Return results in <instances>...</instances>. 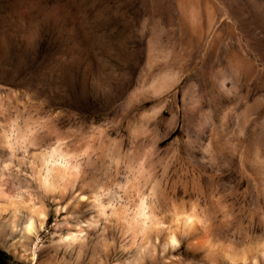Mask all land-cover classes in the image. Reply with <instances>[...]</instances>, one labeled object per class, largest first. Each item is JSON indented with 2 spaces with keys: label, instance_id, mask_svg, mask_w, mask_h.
<instances>
[{
  "label": "rangeland",
  "instance_id": "1",
  "mask_svg": "<svg viewBox=\"0 0 264 264\" xmlns=\"http://www.w3.org/2000/svg\"><path fill=\"white\" fill-rule=\"evenodd\" d=\"M54 148L75 177L45 191ZM0 188L4 264H135L140 196L141 264H264V0H0Z\"/></svg>",
  "mask_w": 264,
  "mask_h": 264
},
{
  "label": "bare ground",
  "instance_id": "2",
  "mask_svg": "<svg viewBox=\"0 0 264 264\" xmlns=\"http://www.w3.org/2000/svg\"><path fill=\"white\" fill-rule=\"evenodd\" d=\"M176 81H177V79L173 76L172 79H170L167 82H164V84L154 85V86H152V89H151L152 93H154V94L160 93L166 87L173 85ZM7 142H8V140H7ZM38 156H39L40 168L36 169V172H37V177L40 181L41 186L45 189V191H53L55 188H57L59 186V183H61V185H62L61 190H64L65 186L69 182L71 183V181L74 179L75 173H73L70 170V167L67 166L66 164L57 163L61 159H63V154L60 152V150L58 151V148H56V149L54 148V149H52L48 152H45L44 154L38 155ZM141 167H142V165H141ZM136 172H138V173L141 172L140 164H138V166L136 168ZM41 173H43V174L41 175ZM136 176L137 175H135V177ZM135 177H133V178H135ZM137 193H138V191H137ZM22 200H24V199H22V197H18L17 199H13L12 194L10 192H6L0 188V209L5 208V207L7 208V206L16 207L18 204H20L22 202ZM145 201L146 200H144V198L140 196L136 202L132 203L130 208H127L128 206L127 207L121 206V207L116 208V210L114 209L115 210L114 215H115L116 224L122 228V231L123 232H129L133 241L135 238L140 236V239L138 242V248H139L138 249V255H137V257H135L136 258L135 264H141L142 261L144 260L145 251H147L146 249H148L150 246L149 240H150V237L152 236L151 232L154 229L160 230L163 228L162 226H160V224H163L161 222L162 220H160L158 215L154 212V205L148 204ZM33 204H31V205L33 206ZM32 212L36 213L41 218L43 217V212L38 207H33ZM183 221H184L185 227L191 231L197 230L199 228H201V229L203 228L201 226L198 227L196 225V219L193 215L185 216ZM31 228H32V221L30 220L29 223L27 224L26 229H27V231H30ZM202 230L204 233V241H205L207 247L211 250V248L214 244L213 238H211L209 233H207L205 231V227ZM70 239L74 240L75 235H72ZM166 241H168V246L170 248L176 247V244L179 242L177 240L176 236L173 235L171 231H170L168 240H166ZM225 254L230 259L235 260V261L238 259L242 261L244 259L243 253L225 252Z\"/></svg>",
  "mask_w": 264,
  "mask_h": 264
},
{
  "label": "trees",
  "instance_id": "3",
  "mask_svg": "<svg viewBox=\"0 0 264 264\" xmlns=\"http://www.w3.org/2000/svg\"><path fill=\"white\" fill-rule=\"evenodd\" d=\"M0 264H4L1 258H0Z\"/></svg>",
  "mask_w": 264,
  "mask_h": 264
}]
</instances>
